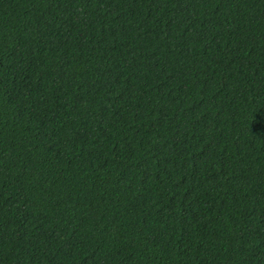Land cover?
Segmentation results:
<instances>
[{
	"label": "trees",
	"instance_id": "trees-1",
	"mask_svg": "<svg viewBox=\"0 0 264 264\" xmlns=\"http://www.w3.org/2000/svg\"><path fill=\"white\" fill-rule=\"evenodd\" d=\"M0 264H264V0H0Z\"/></svg>",
	"mask_w": 264,
	"mask_h": 264
}]
</instances>
